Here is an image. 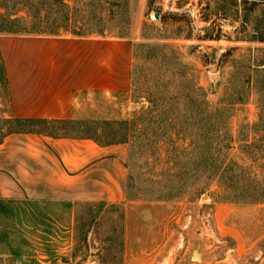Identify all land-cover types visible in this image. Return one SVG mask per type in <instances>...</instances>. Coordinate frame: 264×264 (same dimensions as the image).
<instances>
[{
	"label": "rangeland",
	"instance_id": "obj_1",
	"mask_svg": "<svg viewBox=\"0 0 264 264\" xmlns=\"http://www.w3.org/2000/svg\"><path fill=\"white\" fill-rule=\"evenodd\" d=\"M11 30L128 39L129 91L68 123H6L0 80V135L120 146L127 181L119 203L0 202V264H264V0H0Z\"/></svg>",
	"mask_w": 264,
	"mask_h": 264
},
{
	"label": "crops",
	"instance_id": "obj_2",
	"mask_svg": "<svg viewBox=\"0 0 264 264\" xmlns=\"http://www.w3.org/2000/svg\"><path fill=\"white\" fill-rule=\"evenodd\" d=\"M0 78L6 123H68L96 94L129 91L128 39L2 33ZM126 181L125 150L120 146L32 130L3 129L0 135V202L66 204L71 209L119 203Z\"/></svg>",
	"mask_w": 264,
	"mask_h": 264
},
{
	"label": "trees",
	"instance_id": "obj_3",
	"mask_svg": "<svg viewBox=\"0 0 264 264\" xmlns=\"http://www.w3.org/2000/svg\"><path fill=\"white\" fill-rule=\"evenodd\" d=\"M9 32H10V33H16V32H14L13 30H11V31H7V33H9ZM15 121H20V120H17V119H16ZM20 122L28 123V121H20ZM31 122H33V121H31ZM31 122H30V123H31ZM35 122H38V121H35ZM56 123H65V122H56Z\"/></svg>",
	"mask_w": 264,
	"mask_h": 264
}]
</instances>
